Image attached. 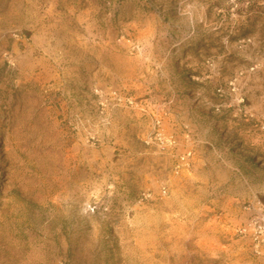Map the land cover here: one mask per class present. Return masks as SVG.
<instances>
[{"label": "rangeland", "instance_id": "rangeland-1", "mask_svg": "<svg viewBox=\"0 0 264 264\" xmlns=\"http://www.w3.org/2000/svg\"><path fill=\"white\" fill-rule=\"evenodd\" d=\"M0 174V264H264V0H0Z\"/></svg>", "mask_w": 264, "mask_h": 264}, {"label": "bare ground", "instance_id": "bare-ground-1", "mask_svg": "<svg viewBox=\"0 0 264 264\" xmlns=\"http://www.w3.org/2000/svg\"><path fill=\"white\" fill-rule=\"evenodd\" d=\"M246 23V18L242 19V24ZM32 69V76L30 80L35 83L47 84L50 80L54 78L52 75V68L48 65L43 64H30ZM37 67H40V73L38 75H34V72ZM1 177V174H0ZM142 234V236H140ZM140 235H137L138 239L136 240V245L140 250L146 251L147 248L151 251L152 254H156L158 252V244H160L159 236L150 231H143ZM148 243V244H147Z\"/></svg>", "mask_w": 264, "mask_h": 264}]
</instances>
